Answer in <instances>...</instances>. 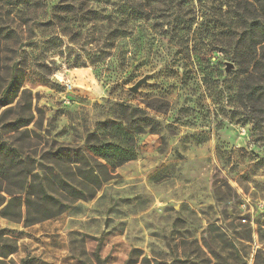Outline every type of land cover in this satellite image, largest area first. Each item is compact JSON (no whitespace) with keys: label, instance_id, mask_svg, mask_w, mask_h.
Instances as JSON below:
<instances>
[{"label":"rangeland","instance_id":"1","mask_svg":"<svg viewBox=\"0 0 264 264\" xmlns=\"http://www.w3.org/2000/svg\"><path fill=\"white\" fill-rule=\"evenodd\" d=\"M188 1L197 21L173 34L162 0H0V158L78 191L84 171L103 180L29 226L1 213L20 189L1 178L0 264H264V97L248 96L264 81L235 58L226 3ZM118 124L145 133L112 172L88 137ZM67 148L89 165L51 164Z\"/></svg>","mask_w":264,"mask_h":264},{"label":"trees","instance_id":"2","mask_svg":"<svg viewBox=\"0 0 264 264\" xmlns=\"http://www.w3.org/2000/svg\"><path fill=\"white\" fill-rule=\"evenodd\" d=\"M162 1L167 3L170 10L180 9V14L174 17V25L171 27L173 34L190 33L195 21H197L195 18L196 8L191 4L192 1ZM220 1L226 3L224 7L228 9L229 14H233L237 27H239L237 30L238 35L234 38L236 44L234 49L235 58L240 65L246 64L249 65V68L252 67L255 76L260 74L259 79L264 81V0ZM204 2H208V0L197 1L201 5ZM184 13L186 15L193 13V16L185 17L183 16ZM168 25L170 27L171 23ZM250 77H253V74L248 76L247 80ZM254 95L262 98L264 92H261L257 86L251 85L248 96L255 97ZM121 109L123 114L128 112L127 106L121 107ZM133 131L126 130L122 124L115 125L108 139L98 143H94L97 138L96 134L93 133L88 137L89 156L102 168L115 172L125 163L134 161L138 157L136 137L145 133V131L141 126ZM2 146L3 142L0 134V149ZM71 152V149L67 148L56 153H50L51 164L56 165L57 161L64 160L67 163L89 165L88 159L81 154L82 151L76 152L75 155H72ZM18 158L16 152L5 153L0 158V179L10 177L20 182L19 191L7 192L11 199L1 209V213L15 221H22L25 214V224L29 226L64 214L65 210L68 209L67 203L88 198L93 199L103 182L98 175H95L93 169L87 172L84 171L82 175L87 181L83 184L84 188L78 191L74 185L69 183V180L60 175H55L53 172L41 178L38 173L32 174L34 170L26 171L24 166L20 165ZM88 185L92 186V190L87 191L89 189ZM17 194H20V196L14 197ZM23 207H25V211H23ZM12 208L16 209V213L9 212ZM0 257H7V254L0 255Z\"/></svg>","mask_w":264,"mask_h":264},{"label":"water","instance_id":"3","mask_svg":"<svg viewBox=\"0 0 264 264\" xmlns=\"http://www.w3.org/2000/svg\"><path fill=\"white\" fill-rule=\"evenodd\" d=\"M152 77V75H146L143 78L139 79L135 86L129 88V91L133 94H137L141 87L148 84V80Z\"/></svg>","mask_w":264,"mask_h":264}]
</instances>
